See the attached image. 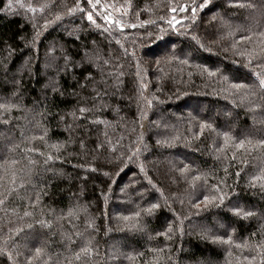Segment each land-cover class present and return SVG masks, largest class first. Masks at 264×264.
Segmentation results:
<instances>
[{
	"label": "trees",
	"instance_id": "16d2710c",
	"mask_svg": "<svg viewBox=\"0 0 264 264\" xmlns=\"http://www.w3.org/2000/svg\"><path fill=\"white\" fill-rule=\"evenodd\" d=\"M99 7L0 0V264H264V0Z\"/></svg>",
	"mask_w": 264,
	"mask_h": 264
},
{
	"label": "snow or ice",
	"instance_id": "6c2138e0",
	"mask_svg": "<svg viewBox=\"0 0 264 264\" xmlns=\"http://www.w3.org/2000/svg\"><path fill=\"white\" fill-rule=\"evenodd\" d=\"M101 2V0H88V3L89 5L94 9L96 10L97 12H105V9L103 7H99L97 8V5H99ZM203 6V5H201ZM32 11H35V9H31ZM171 11L175 12L177 11V9H170ZM180 11H186L187 10V5H181L180 8H179ZM71 11V10H70ZM193 11V14H195V8L192 9ZM102 19H105L107 20L109 23H116V24H119V20H116V21H112L107 14H105L104 16L101 17ZM87 19L91 22L94 23V20H93V14L92 12H88L87 13ZM169 23H171V21H169ZM133 27H135V25H133ZM121 28H122V25H121ZM209 75H214V73H209ZM254 75L257 77V84L259 86L260 89L264 90V72H255ZM146 87V85H145ZM233 88H242V87H249L247 85H241V84H235V85H232ZM99 95V94H98ZM147 103L149 105H151V101H147ZM81 113H83L84 111H86L84 108H81L79 110ZM204 125H201V129H203ZM227 135V134H225ZM157 143H161L160 141H157ZM243 141H241L240 143V147H243ZM261 143H264V141H261ZM206 201H207V197L204 198ZM219 199L220 201L222 202L223 199H224V196L223 195H220L219 196ZM0 203H2V201H0ZM155 207V205L153 206ZM235 212V214L237 215H244V216H248V215H251V213H248V212H243V210L239 209V208H235L233 210ZM25 215H29V213H25ZM125 219H127V217H125ZM171 229H169L170 231ZM222 242H230V237H229V240L228 241H222ZM87 252V250H85ZM80 257L77 256V259H79Z\"/></svg>",
	"mask_w": 264,
	"mask_h": 264
},
{
	"label": "rangeland",
	"instance_id": "374dc122",
	"mask_svg": "<svg viewBox=\"0 0 264 264\" xmlns=\"http://www.w3.org/2000/svg\"><path fill=\"white\" fill-rule=\"evenodd\" d=\"M108 15V17H114V14H112V13H109V14H107ZM93 20L95 21V17H94V15H93Z\"/></svg>",
	"mask_w": 264,
	"mask_h": 264
},
{
	"label": "water",
	"instance_id": "95a60500",
	"mask_svg": "<svg viewBox=\"0 0 264 264\" xmlns=\"http://www.w3.org/2000/svg\"><path fill=\"white\" fill-rule=\"evenodd\" d=\"M123 28V27H122Z\"/></svg>",
	"mask_w": 264,
	"mask_h": 264
}]
</instances>
